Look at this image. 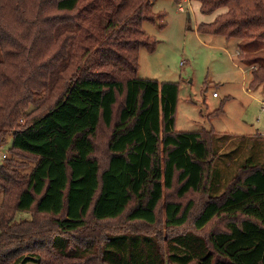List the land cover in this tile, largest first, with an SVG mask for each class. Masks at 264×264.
Wrapping results in <instances>:
<instances>
[{"label": "trees", "instance_id": "1", "mask_svg": "<svg viewBox=\"0 0 264 264\" xmlns=\"http://www.w3.org/2000/svg\"><path fill=\"white\" fill-rule=\"evenodd\" d=\"M152 1L0 0V264H264V167L212 194L219 137L177 131L178 83L137 74ZM197 1L228 9L197 32L264 48V0Z\"/></svg>", "mask_w": 264, "mask_h": 264}, {"label": "rangeland", "instance_id": "2", "mask_svg": "<svg viewBox=\"0 0 264 264\" xmlns=\"http://www.w3.org/2000/svg\"><path fill=\"white\" fill-rule=\"evenodd\" d=\"M189 1L180 4L174 0L152 1V11L156 15L163 14L164 24L163 27L156 23L143 24L145 33L158 43L152 51L140 49L137 74L158 82L178 83L177 131L213 130L219 137L215 143L220 155L214 163L211 187V193L218 194L222 191L221 178L225 180L244 161L257 162L264 167V83L251 85V71L258 65L253 59L264 57V48L255 50L257 45L263 44L256 39L225 38L191 31L195 24L210 23L228 9L220 6L204 14L199 10V1ZM213 90L220 95L218 99L212 98ZM104 140L102 133L98 140L100 150ZM10 144L11 136L0 148V165L3 158L8 157ZM23 218L28 215L17 213L16 220ZM114 224L116 231L129 227L123 220ZM187 230L188 227L183 231L174 229L171 236ZM165 233L167 230L159 225V237Z\"/></svg>", "mask_w": 264, "mask_h": 264}, {"label": "crops", "instance_id": "3", "mask_svg": "<svg viewBox=\"0 0 264 264\" xmlns=\"http://www.w3.org/2000/svg\"><path fill=\"white\" fill-rule=\"evenodd\" d=\"M183 1L186 2V3H190V2H191V1H189V0H183ZM183 1H182V2H183ZM188 1H189V2H188ZM193 2H194V1H193ZM190 5H191V4H190ZM198 8H199V5H198ZM196 27H197V25L195 24L194 27H193L192 29L190 28L191 31H195V30L197 29ZM236 45H241V43H236ZM236 52H237V51H236ZM213 91H214V90H213ZM213 91H212V92H213ZM219 96H220V95L218 94L217 97H212V98H213V99H218ZM206 107H207V106H206ZM262 136H263V135H262Z\"/></svg>", "mask_w": 264, "mask_h": 264}, {"label": "built area", "instance_id": "4", "mask_svg": "<svg viewBox=\"0 0 264 264\" xmlns=\"http://www.w3.org/2000/svg\"><path fill=\"white\" fill-rule=\"evenodd\" d=\"M179 10H182V8H181L180 5H179ZM211 95H212V97H217V96H218V93H217V91H213V92L211 93Z\"/></svg>", "mask_w": 264, "mask_h": 264}]
</instances>
